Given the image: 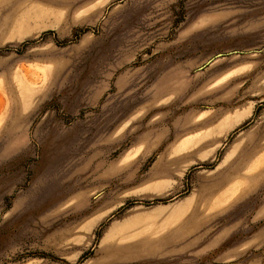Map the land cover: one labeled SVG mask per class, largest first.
Returning <instances> with one entry per match:
<instances>
[{"label":"rangeland","instance_id":"obj_1","mask_svg":"<svg viewBox=\"0 0 264 264\" xmlns=\"http://www.w3.org/2000/svg\"><path fill=\"white\" fill-rule=\"evenodd\" d=\"M0 264H264V0H0Z\"/></svg>","mask_w":264,"mask_h":264},{"label":"bare ground","instance_id":"obj_2","mask_svg":"<svg viewBox=\"0 0 264 264\" xmlns=\"http://www.w3.org/2000/svg\"><path fill=\"white\" fill-rule=\"evenodd\" d=\"M235 123H236L235 121H231V122H229L230 127L234 126Z\"/></svg>","mask_w":264,"mask_h":264},{"label":"crops","instance_id":"obj_3","mask_svg":"<svg viewBox=\"0 0 264 264\" xmlns=\"http://www.w3.org/2000/svg\"><path fill=\"white\" fill-rule=\"evenodd\" d=\"M97 220H98V219H93V220H92V224L95 223Z\"/></svg>","mask_w":264,"mask_h":264},{"label":"water","instance_id":"obj_4","mask_svg":"<svg viewBox=\"0 0 264 264\" xmlns=\"http://www.w3.org/2000/svg\"><path fill=\"white\" fill-rule=\"evenodd\" d=\"M211 61V60H210Z\"/></svg>","mask_w":264,"mask_h":264}]
</instances>
